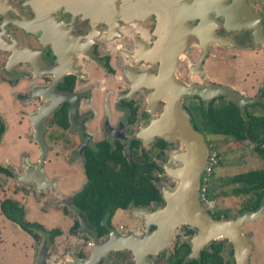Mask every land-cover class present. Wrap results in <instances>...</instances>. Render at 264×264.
Instances as JSON below:
<instances>
[{
    "label": "flooded vegetation",
    "instance_id": "af4514ba",
    "mask_svg": "<svg viewBox=\"0 0 264 264\" xmlns=\"http://www.w3.org/2000/svg\"><path fill=\"white\" fill-rule=\"evenodd\" d=\"M262 50L264 0H0V149L14 128L12 119L1 110L7 98L19 108L21 119L29 122L38 152L33 155L36 165L26 158L22 169L0 166L12 177L19 170L23 175L28 172L29 179L34 177L43 156L36 128L46 152L40 172L46 178L43 169L50 153L64 156L67 166H78L81 186L76 194L87 183L88 153L109 146L126 158L156 166L150 176L157 179L161 201L144 207L155 211L165 206L161 192L163 179L168 177L166 169L175 167L185 152L166 120L169 100L179 98L181 110L210 149L196 113L205 112L219 98L203 100L195 93L206 96L211 84L226 86L217 80L218 72H213L220 61L231 65L247 52ZM217 59L218 64L212 61ZM227 87L250 98L260 95L256 104L264 102V80L248 91ZM42 110L50 112L40 116ZM49 143L74 146L70 155L77 158L53 152ZM49 182L47 189L55 186L54 180ZM75 194L52 200L64 206L65 218L70 216L67 209L77 214L73 225H79V244L83 246L89 238L80 228L84 220L101 243L111 235L117 240L126 237V228L114 219L119 214L130 215L133 207L116 211L109 232L99 237L86 215L74 207ZM137 224L140 237L156 229H147L144 220ZM74 226L70 233L77 235ZM185 227L178 231L186 233ZM194 234L186 233L185 242L190 244ZM82 246L78 261L85 258ZM68 258L62 263L74 264L73 257ZM109 258V264H130L132 254L111 251ZM98 264L108 263L102 258Z\"/></svg>",
    "mask_w": 264,
    "mask_h": 264
},
{
    "label": "rangeland",
    "instance_id": "374dc122",
    "mask_svg": "<svg viewBox=\"0 0 264 264\" xmlns=\"http://www.w3.org/2000/svg\"><path fill=\"white\" fill-rule=\"evenodd\" d=\"M212 61L217 64L219 62L218 59ZM226 62L222 63L220 61L219 65L213 67V72H218L217 80L226 84V86H232L239 91H248L251 86H258L264 80V50L247 52L240 60L231 62V65L228 61ZM210 77L213 78L214 73L210 74ZM1 110L14 123L11 137H9L10 133L7 134L4 143L1 145V165L9 167V169L13 167L22 169L23 160L26 158L28 160L31 158L30 160L33 161L32 165H36L38 160L33 155L38 152L35 140L31 136L29 122L21 119L22 115L19 108L14 106L12 101L8 103L7 98L4 99V105ZM255 112L261 114L262 110L256 108ZM208 142L210 146L215 147L210 152L216 153L220 157L219 166L211 176L214 177L213 181L216 185H221L222 188L216 190V198L212 201L204 199V202H202L200 198L201 204L203 203V207L211 213L217 211L228 212L232 219L240 215L239 212L247 197H233L230 194L231 186H223V181L240 173L263 169L264 161L255 152V144H251L249 141L235 143L217 136L208 137ZM48 146L53 148V152L58 154L65 153L67 156L71 154L74 148V146L67 143H49ZM69 157L77 158L71 155ZM43 170L47 182L54 180V187L40 189L38 185L36 187L35 183L24 184L25 182L20 179L24 173L20 170L14 171L16 178L0 174V204L6 199L19 202L20 205L25 207V218L28 222L42 225L47 231L59 229L61 235L51 240L50 234L39 232L42 240L35 242L18 225L7 220L0 210V264H35L43 241L46 242L50 254L47 264H70L62 263L63 259H69L68 256L73 257L74 263L87 261L90 258L93 242L88 236L84 223L82 222L80 228L83 226L89 238L84 240L82 246L78 243V229L77 235L70 233V229L74 226L73 224L78 221L77 214L73 210L65 208L70 214L68 219L65 218L62 214L64 206L62 204L55 205L56 200H52V198L59 199L72 192L75 194L78 191V184L81 186V183L78 182V166L77 169L67 166L64 156L50 153ZM166 171L170 172V168H167ZM163 181L165 183L164 188H173L175 186V182L169 177L164 178ZM53 188L56 190H53ZM222 191L227 192V195H221ZM139 221L141 222L142 219L133 213L130 215L119 214L114 219L115 223L126 228L127 233L131 231L137 237L142 234L140 227L137 226ZM242 232L252 248L250 264H264V214L257 220L244 223ZM175 236L171 244L157 256L156 264H165V259L162 260L161 256L164 254L165 258H167L173 253L176 242H185L188 239L184 230L178 231ZM79 246L84 247L82 251L84 250L85 252V258L78 261ZM228 253L229 249L224 253V257L227 260L230 258ZM99 260L101 261L102 259ZM109 261L107 262L108 264ZM152 261L155 264V260L153 259ZM129 263L133 264L132 259Z\"/></svg>",
    "mask_w": 264,
    "mask_h": 264
},
{
    "label": "trees",
    "instance_id": "16d2710c",
    "mask_svg": "<svg viewBox=\"0 0 264 264\" xmlns=\"http://www.w3.org/2000/svg\"><path fill=\"white\" fill-rule=\"evenodd\" d=\"M213 101L207 112L196 113L201 117L199 130L208 137L220 136L226 141L242 143L248 141L245 133L248 125L249 137L255 142L254 150L264 161V102L248 105L245 113L241 114L238 107L225 98H219L218 103ZM256 108H260L262 113L257 114ZM213 148L210 146V150ZM155 167L139 158H126L121 151L111 150L109 146L90 151L85 162L87 183L81 192L74 195L73 205L86 215L99 237L106 236L110 229V219L116 211L131 207L144 208L161 201V194L155 184L157 179L150 176ZM0 173L11 176L1 166ZM213 178L210 176L205 182L202 177L201 181L200 196L203 195L208 201L214 200L216 190L222 188L216 185ZM222 185L231 186L230 194L233 197H247L240 214L257 211L264 204V168L229 177ZM220 194L226 196L227 192L222 191ZM0 210L7 220L18 225L35 241L40 240V233L50 234L51 240L61 235L59 229L47 231L42 225L28 222L25 219V208L17 201L4 200ZM209 213L217 220L230 218L228 212ZM106 218L105 225L103 221ZM78 227V223L75 224L72 231L76 232ZM185 229L188 235L195 233L189 227ZM227 249L229 260L224 257ZM190 252L188 242L177 243L173 253L167 258L163 254L161 259H165V264H235L232 248L225 240L210 243L197 260L189 258Z\"/></svg>",
    "mask_w": 264,
    "mask_h": 264
},
{
    "label": "water",
    "instance_id": "95a60500",
    "mask_svg": "<svg viewBox=\"0 0 264 264\" xmlns=\"http://www.w3.org/2000/svg\"><path fill=\"white\" fill-rule=\"evenodd\" d=\"M190 93L189 87H185ZM210 95L203 96L198 91L203 100H213L225 98L235 104L244 114L247 105L259 102L260 95L249 98L242 93L234 91L232 88L222 85L211 84L207 90ZM166 120L169 122L173 136L185 147V152L180 154L176 160V166L167 172L169 178L175 182L173 188H164L162 197L165 202L164 207H159L152 211L148 208L133 207L131 212L145 222L149 229L154 226L156 229L149 233L145 232L144 237H137L132 233L126 234L122 239L109 236L105 243H100L99 239L92 234L90 226L84 220V226L88 236L93 242V249L87 261L75 262L74 264H98V260L104 258L109 261L111 251H129L132 254L133 264H153L155 259L172 242L178 229L186 226L195 230L192 237L190 259H199L201 252L212 242L227 241L233 251L235 264H250L252 252L248 239L242 232L244 223L259 219L264 214V204L257 211H248L235 218L214 219L200 201V190L202 173L206 166L210 149L204 141V137L191 126L186 114L181 110L179 98L169 100ZM49 110L40 111V116H45ZM246 137L251 144H255L250 139L248 125H246ZM36 142L42 149L43 156L40 158L34 177L29 179L28 172L21 176V181L25 183L35 182L40 189L51 185L40 172L43 158L45 156V144L41 137V131L35 128ZM50 254L43 241L39 248L35 264H47ZM77 261V260H76Z\"/></svg>",
    "mask_w": 264,
    "mask_h": 264
},
{
    "label": "built area",
    "instance_id": "2783aa9c",
    "mask_svg": "<svg viewBox=\"0 0 264 264\" xmlns=\"http://www.w3.org/2000/svg\"><path fill=\"white\" fill-rule=\"evenodd\" d=\"M219 161L220 157L216 153H211L209 154L207 161H206V166L203 171V181L207 182L208 178L213 174L215 169L219 166ZM202 202H204V196H200ZM200 200V201H201Z\"/></svg>",
    "mask_w": 264,
    "mask_h": 264
}]
</instances>
